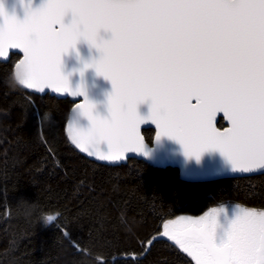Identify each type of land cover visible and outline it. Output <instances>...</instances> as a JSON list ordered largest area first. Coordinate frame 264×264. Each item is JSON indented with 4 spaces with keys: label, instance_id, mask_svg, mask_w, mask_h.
<instances>
[{
    "label": "snow or ice",
    "instance_id": "6c2138e0",
    "mask_svg": "<svg viewBox=\"0 0 264 264\" xmlns=\"http://www.w3.org/2000/svg\"><path fill=\"white\" fill-rule=\"evenodd\" d=\"M0 17V55L23 51L17 79L28 88L73 89L62 58L81 42L99 53L73 89L90 124L73 139L89 155L100 144L101 159L148 155L140 126L151 122L157 140L175 141L187 159L218 151L233 171L264 169V0H44L28 5L23 20L0 0ZM88 69L111 83L107 116L87 96ZM220 112L231 123L226 131L214 123ZM217 215L165 235L196 264H264V211H239L219 243Z\"/></svg>",
    "mask_w": 264,
    "mask_h": 264
},
{
    "label": "trees",
    "instance_id": "16d2710c",
    "mask_svg": "<svg viewBox=\"0 0 264 264\" xmlns=\"http://www.w3.org/2000/svg\"><path fill=\"white\" fill-rule=\"evenodd\" d=\"M18 58L0 62V264H195L157 239L166 223L222 206L264 211V174L187 182L173 167L86 158L64 131L73 103L20 88ZM143 133L151 144L154 131ZM42 212L58 215L44 227Z\"/></svg>",
    "mask_w": 264,
    "mask_h": 264
},
{
    "label": "water",
    "instance_id": "95a60500",
    "mask_svg": "<svg viewBox=\"0 0 264 264\" xmlns=\"http://www.w3.org/2000/svg\"><path fill=\"white\" fill-rule=\"evenodd\" d=\"M43 2L44 0H24V3L21 4L20 0H3V6L8 15H15L17 19L23 20L26 5H31L32 8L35 9ZM2 23L3 17H0V24ZM102 36L107 38V36L103 33ZM13 54L19 55L18 60L13 66V76L16 84L20 88L38 95L50 94L51 96L60 99H69L73 103L65 122V135L73 148L92 161L104 165L117 166L126 164L130 159L142 160L158 168H176L180 179L187 182H208L224 178L247 177L264 174V169H255L248 172L238 170L233 171L231 164L218 151H207L203 153L199 161L195 160V158L187 159L183 154L182 147L175 141L169 140L166 137L162 138L160 141L157 140L159 130L151 122L140 126V134L143 138V144L149 153L148 155H143L142 152H128L123 154L119 160L101 159L100 154L104 153V150H107L106 144L98 145L97 149L93 151V154L89 155L87 151H83L80 147H78L73 139L78 128L82 127L86 130L90 127L89 122L80 115L82 106L85 103L84 98L74 95L73 89L77 88L81 84V77L79 73L83 68V64L85 62L90 63L93 59H98L99 53L96 52L95 49L90 48L86 43L81 42L77 45V49L75 51H71L62 58V72L64 75L68 76L70 85L73 89L61 92L55 91L52 87H45L43 91H38L36 88H28L22 84L19 79H17V73H22L24 71L22 65V61L24 60L23 51L13 48L6 49L5 54L0 55V62H8ZM18 65L20 67H18ZM83 86L89 100L97 105L98 112L102 116H107L105 104L108 94L112 91L111 83L106 81L103 77L97 76L94 70L88 69L84 73ZM138 112L142 117L146 118L149 115V106L147 104L140 105L138 107ZM221 120L223 121V126L219 127ZM214 123L218 131H226L231 127L230 121L222 112L216 114ZM147 129H152L154 131L151 144L147 142L143 133V131ZM194 227L196 226L187 227L183 231ZM170 228L172 227L166 224V227L157 239H164L175 246H178L175 240L171 239L170 236L165 235V232L169 231Z\"/></svg>",
    "mask_w": 264,
    "mask_h": 264
},
{
    "label": "rangeland",
    "instance_id": "374dc122",
    "mask_svg": "<svg viewBox=\"0 0 264 264\" xmlns=\"http://www.w3.org/2000/svg\"><path fill=\"white\" fill-rule=\"evenodd\" d=\"M241 210H245V209H243L241 207L222 206V207L212 208L208 212V214L211 217L214 214H218L217 215V222H218V228L217 229L220 232H222L223 236H224V233L227 231L231 221H233L236 218L237 213ZM257 212H259V211H257ZM201 220H202V217H199V218H179V219H176L172 222H168L166 224H168L170 227H174L175 229L181 230V229H185V228L189 227L190 225H193L192 222L201 221ZM165 227H166V225H165ZM195 264H196V262H195Z\"/></svg>",
    "mask_w": 264,
    "mask_h": 264
},
{
    "label": "clouds",
    "instance_id": "9594fccd",
    "mask_svg": "<svg viewBox=\"0 0 264 264\" xmlns=\"http://www.w3.org/2000/svg\"><path fill=\"white\" fill-rule=\"evenodd\" d=\"M20 3L23 4L24 0H20ZM28 5L25 6V8ZM58 213L56 212H42L40 215V222L43 224L44 227L50 226L56 219Z\"/></svg>",
    "mask_w": 264,
    "mask_h": 264
},
{
    "label": "flooded vegetation",
    "instance_id": "af4514ba",
    "mask_svg": "<svg viewBox=\"0 0 264 264\" xmlns=\"http://www.w3.org/2000/svg\"><path fill=\"white\" fill-rule=\"evenodd\" d=\"M219 127H221V126H219ZM260 212V211H259ZM211 216L209 215V214H207V215H205V216H203L202 217V220L201 221H204L205 220V218H210ZM190 226H197V225H195V224H193V225H190ZM189 226V227H190ZM177 231H183L184 229H176ZM223 237V233L222 232H220L218 229H217V243H219V240H220V238H222ZM179 247H180V245H178Z\"/></svg>",
    "mask_w": 264,
    "mask_h": 264
}]
</instances>
